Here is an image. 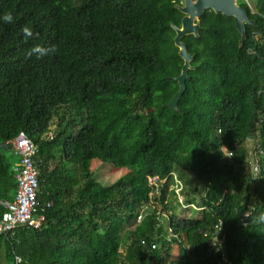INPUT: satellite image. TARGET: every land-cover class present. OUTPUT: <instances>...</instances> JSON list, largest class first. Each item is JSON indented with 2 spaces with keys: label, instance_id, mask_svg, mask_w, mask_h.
<instances>
[{
  "label": "trees",
  "instance_id": "16d2710c",
  "mask_svg": "<svg viewBox=\"0 0 264 264\" xmlns=\"http://www.w3.org/2000/svg\"><path fill=\"white\" fill-rule=\"evenodd\" d=\"M178 1L0 0V143L23 131L36 144L46 216L0 232V264L16 254L19 264H264V0L256 11L238 0L255 21L243 41L213 10L199 36H183L194 68L176 110L166 104L183 65ZM36 44L55 51L27 55ZM14 159L0 149V217L18 185ZM170 184L196 215L182 216Z\"/></svg>",
  "mask_w": 264,
  "mask_h": 264
},
{
  "label": "built area",
  "instance_id": "2783aa9c",
  "mask_svg": "<svg viewBox=\"0 0 264 264\" xmlns=\"http://www.w3.org/2000/svg\"><path fill=\"white\" fill-rule=\"evenodd\" d=\"M253 11H256L253 9ZM264 16V15H263ZM249 52H253L248 49ZM260 92V91H259ZM7 149L15 159L13 160V167L15 171V177L18 181V185L15 192V197L12 202H7V207L10 211L4 213L0 217V232H2L7 238L15 236L16 229L19 227L30 228L35 225H43L46 220V216L43 212H39L38 208L40 205L38 198V169L34 165V157L36 155V144L23 132L20 131L12 139H8L0 143V149ZM255 172L252 179V184H257L259 181L255 179V175L260 172L259 163L254 164L251 170ZM164 181V180H162ZM184 199L182 196L180 200ZM216 204H220L224 201L223 195H218L217 198L213 200ZM190 204V203H189ZM50 202L47 203V206ZM255 207L248 208L243 212L239 221L242 225H248L253 218V210ZM139 219L142 217L140 213ZM143 242V240L141 241ZM222 238L218 235L215 236L212 241V249L218 251L214 248V243L221 244ZM151 247H155V243L151 244ZM15 261L19 264L22 261V257L18 254L15 255ZM221 264H232L228 258H223L220 260Z\"/></svg>",
  "mask_w": 264,
  "mask_h": 264
},
{
  "label": "water",
  "instance_id": "95a60500",
  "mask_svg": "<svg viewBox=\"0 0 264 264\" xmlns=\"http://www.w3.org/2000/svg\"><path fill=\"white\" fill-rule=\"evenodd\" d=\"M175 8L179 9L184 13L181 19V25L177 26L172 24L176 34L174 37L175 44L178 46L179 55L183 60L181 72L175 77L178 82V90L172 96L169 103L166 105L169 108L178 110V100L186 87V79L189 78V69L194 68L192 60L195 54L188 51L187 45L183 41L185 34H194L199 36L200 17L206 10H213L216 13H223L227 16L233 17L237 30L240 32L241 41L246 38V24H255L253 19H250L247 9L242 7L238 0H179L174 5ZM242 42L240 43V45ZM2 202L7 205L5 200Z\"/></svg>",
  "mask_w": 264,
  "mask_h": 264
},
{
  "label": "rangeland",
  "instance_id": "374dc122",
  "mask_svg": "<svg viewBox=\"0 0 264 264\" xmlns=\"http://www.w3.org/2000/svg\"><path fill=\"white\" fill-rule=\"evenodd\" d=\"M245 1H247L250 4L252 9H255V2L253 0H245ZM49 133L51 134L52 132H49ZM2 150L5 151V152H8L7 149H4V148ZM121 172L122 171H119L118 173H110V174L108 172L107 173L105 172V173L107 174V176H108V178L110 180H113L117 176V174L119 175ZM165 182H166V180L160 181L161 187L164 186ZM188 186L190 187V190H192L194 186H198L199 189L201 188L200 185L198 184V182L195 181L194 179H192L191 183ZM169 189H174L175 193H176V196L177 197H181V192L177 188H175L173 185L170 184L169 185ZM200 193L201 192L197 191V196L198 197L194 198L196 200L195 204H198V201H200ZM179 202L181 203V207L183 208V210H185L182 213V216L186 217L188 215H190V216L196 215L197 211L195 209L193 211L191 210V207H190V204H189L190 202H187L184 199L180 200V198H179ZM145 209H146V207H142V210H145ZM191 211H192V213H190ZM181 212H182V210L178 206L177 207V213L179 214ZM142 215H143V212H142ZM138 219H139V216H138ZM159 219L162 220V222L164 223L165 222L164 214H161ZM168 236H169V234H168ZM172 255H173L174 258H176L178 256V248H177V250L175 252H173Z\"/></svg>",
  "mask_w": 264,
  "mask_h": 264
},
{
  "label": "clouds",
  "instance_id": "9594fccd",
  "mask_svg": "<svg viewBox=\"0 0 264 264\" xmlns=\"http://www.w3.org/2000/svg\"><path fill=\"white\" fill-rule=\"evenodd\" d=\"M2 20L5 23H12L14 21V18L12 16V14L9 12V13L4 14V16L2 17ZM21 31L24 34L26 39L33 36V31L29 25L22 26ZM54 51H55L54 47L45 48L40 44H36L30 49V51L27 53V55H29V56L36 55L37 58H40V57L47 55L49 53H52Z\"/></svg>",
  "mask_w": 264,
  "mask_h": 264
},
{
  "label": "bare ground",
  "instance_id": "6f19581e",
  "mask_svg": "<svg viewBox=\"0 0 264 264\" xmlns=\"http://www.w3.org/2000/svg\"><path fill=\"white\" fill-rule=\"evenodd\" d=\"M53 203V201L51 200L50 201V205ZM8 211H10L9 210V208L6 206V209H5V211L2 213V214H4V213H6V212H8ZM41 227V225H35V226H33V228H40ZM174 247H177V246H174Z\"/></svg>",
  "mask_w": 264,
  "mask_h": 264
}]
</instances>
